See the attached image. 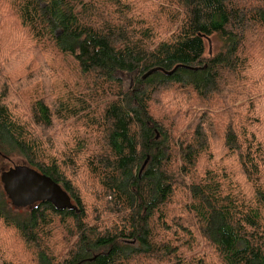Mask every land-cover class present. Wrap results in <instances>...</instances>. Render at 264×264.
Instances as JSON below:
<instances>
[{
  "label": "trees",
  "instance_id": "16d2710c",
  "mask_svg": "<svg viewBox=\"0 0 264 264\" xmlns=\"http://www.w3.org/2000/svg\"><path fill=\"white\" fill-rule=\"evenodd\" d=\"M145 5L0 0V172L29 165L77 207L16 208L0 181L1 224L25 251L0 248V264H264V0ZM28 41L41 62L15 69ZM54 77L56 94L36 92ZM19 85L35 92L24 111ZM173 91L195 109L181 131L155 109Z\"/></svg>",
  "mask_w": 264,
  "mask_h": 264
},
{
  "label": "rangeland",
  "instance_id": "374dc122",
  "mask_svg": "<svg viewBox=\"0 0 264 264\" xmlns=\"http://www.w3.org/2000/svg\"><path fill=\"white\" fill-rule=\"evenodd\" d=\"M131 2L137 7L139 11H143L142 9H145L146 3L152 4L154 0H131ZM21 38L24 40H29V36L27 33H24L21 35ZM216 41H210L208 43V48L212 52L213 47L216 46ZM33 43L32 41L24 42L22 43V48H25L28 50L32 48ZM37 53L34 54L32 50H28L27 56L21 61L20 66L15 69H22L23 71H28L30 68L33 69L36 67L40 62V58ZM62 69L60 71L64 74V78L68 79L66 81L67 84L70 86L68 88H76L77 87V80L79 78L77 68L75 67V63L73 61H62L60 63ZM30 67V68H28ZM121 76L124 79V86L126 89H131L135 85V81L138 78V74L133 73H121ZM64 82L58 80L56 77H54L51 81H49V84L52 88H50L48 85L46 86V89H43L44 86L42 83H40L36 87V92L43 91L47 96H50L54 89H58L62 86ZM31 87H23L22 85H19L17 88L18 93H15L14 91L11 92V98L13 102H16L17 105L20 107L21 110H25L28 106L29 101L32 99L33 95L35 94L34 91L30 89ZM65 91V90H64ZM66 92V91H65ZM60 94V93H59ZM161 102H157L158 105H155V109L157 113L164 118H170V122L173 123L175 127H177L180 131L183 129L188 128L187 123H190L193 117V114L195 113V109H192L193 104L189 102V98H184L183 96L176 95V92L173 91L170 95V99H166V103L163 105L162 99H160ZM191 108V112L187 110L188 108ZM211 131H212V137L215 138V141L218 139V135L221 132V119H220V113L219 110H215L211 115ZM170 122L167 125H170ZM13 166L12 163L5 161L2 166L1 170L8 169L9 167ZM79 179V178H78ZM79 181L83 184H86L88 186L89 182L85 178V175L82 174L81 179ZM3 187V186H2ZM0 248L1 251L4 252L5 258L13 259L14 256H21L24 254V248L20 240L18 239L15 231L10 228H6L1 224L0 221ZM27 255V254H26Z\"/></svg>",
  "mask_w": 264,
  "mask_h": 264
},
{
  "label": "water",
  "instance_id": "95a60500",
  "mask_svg": "<svg viewBox=\"0 0 264 264\" xmlns=\"http://www.w3.org/2000/svg\"><path fill=\"white\" fill-rule=\"evenodd\" d=\"M158 70L160 69L150 70L144 75V78ZM173 71L167 72V74H171ZM0 181L5 194L16 208H26L36 203L48 202L58 210L77 208L73 204L71 196L59 183L29 165H13L8 169L1 170Z\"/></svg>",
  "mask_w": 264,
  "mask_h": 264
}]
</instances>
